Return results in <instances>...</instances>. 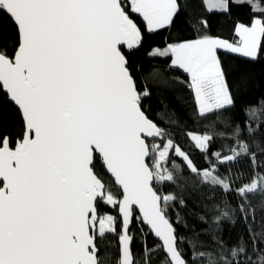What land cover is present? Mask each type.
<instances>
[{
  "label": "snow or ice",
  "instance_id": "1",
  "mask_svg": "<svg viewBox=\"0 0 264 264\" xmlns=\"http://www.w3.org/2000/svg\"><path fill=\"white\" fill-rule=\"evenodd\" d=\"M233 2L249 3L261 17L250 25L239 24L235 42L201 34L151 53L171 55L172 64L190 75L202 116L218 115L235 103L217 49L252 58L264 50V3ZM228 8L229 0H207L209 11ZM178 11V0H0V12L18 31V46L11 55L0 48V86L24 121L19 139L0 137V264H100L96 239L115 231V218L99 215L105 203L118 205L122 214L120 264H134L128 226L135 208L142 213L140 222L162 241L165 264H189L166 213V205L176 197L161 195L155 187L175 183L178 166L170 156L178 154L202 183L224 192L233 191L232 181L220 167L256 157L235 122L227 154L211 150V135L189 133L199 150L215 158V163L206 160L202 170L172 139L149 142L163 141L167 134L142 111L141 93L121 46L133 49L142 40L130 13L154 31L170 26ZM201 24L207 28L206 21ZM245 115L244 129L252 134V123L264 110L249 108ZM97 156L120 186L122 199L95 171ZM258 182L264 190V176ZM256 188L253 180L235 191L243 201ZM237 211L247 219L243 202ZM228 217L226 209L215 222ZM248 229L255 246L256 234L251 225ZM215 243V250L193 252V261L257 264L243 240L230 247L222 240ZM149 256L145 246V264H151ZM258 264H264V256L258 257Z\"/></svg>",
  "mask_w": 264,
  "mask_h": 264
},
{
  "label": "trees",
  "instance_id": "2",
  "mask_svg": "<svg viewBox=\"0 0 264 264\" xmlns=\"http://www.w3.org/2000/svg\"><path fill=\"white\" fill-rule=\"evenodd\" d=\"M261 3H264V0H261ZM178 4L179 11L173 23L152 33L148 31L141 17L130 13L141 29L142 40L129 51L122 49L129 60L137 91L141 93L142 111L167 134L163 141L158 139L153 143L162 144L166 143L167 139H172L174 144L190 157L194 165L202 170L208 166L206 160L212 159L215 163V158L199 150L189 133L211 135V150L227 154L234 143L230 137L235 122L243 130L241 139L255 152L256 158L252 161L242 157L237 162L220 167V173L229 176L232 181L233 191L224 192L219 187L202 183L200 176L185 166L186 161L173 153L170 160L178 166L173 173L176 177L175 183H155V187L161 195L174 194L176 197L175 202L166 205V213L179 238L178 248L189 264H206V261L200 259L193 261V252L215 250L217 240H222L225 247L236 245L238 241L243 240L251 250L252 260L258 264V257L264 256V190L258 182V177L264 176V155L261 154L264 150V115L257 116L252 123V134L244 129V124L246 110H264V50L259 51L255 58L217 51L235 103L220 111L218 115L206 116L198 113L189 76L171 67V55L154 56L151 53L155 49L163 50L171 44L196 39L201 34L235 42L238 39L237 26L250 25L254 19L261 18L260 13L254 12L247 2L236 3L233 0H229L226 12L207 10L204 0H178ZM203 21L207 22V28L202 26ZM194 24L199 27V31L193 27ZM17 46V28L5 13L0 12V48L7 49L11 55ZM23 127L20 112L9 103L0 86V137L19 139ZM94 163L95 171L107 183L114 196L121 199L120 190L107 175L99 157L94 159ZM168 167L171 168V163ZM253 180H257V188L248 193L242 201L235 189ZM241 202L245 204L247 219L242 218L237 211ZM117 208L118 205L114 207L106 203L99 206L102 218L111 215L116 221L114 232L97 238L100 264H119L118 239L121 224ZM226 209L229 210V217L222 218L217 224L215 218ZM249 225L256 234L255 246L249 235ZM130 235L133 237L134 264H145V246L150 253L147 258L151 260V264H165L167 257L160 243L140 222L136 213ZM257 248L259 251L255 250Z\"/></svg>",
  "mask_w": 264,
  "mask_h": 264
},
{
  "label": "water",
  "instance_id": "3",
  "mask_svg": "<svg viewBox=\"0 0 264 264\" xmlns=\"http://www.w3.org/2000/svg\"><path fill=\"white\" fill-rule=\"evenodd\" d=\"M7 15V14H6ZM8 16V15H7ZM9 17V16H8ZM10 18V17H9ZM11 19V18H10ZM12 20V19H11ZM13 22V21H12ZM14 23V22H13ZM14 25H15V23H14ZM15 27H16V25H15ZM17 28V27H16ZM122 47V49H125L126 51H129V50H131V49H128L127 47H126V45H124V46H121ZM136 47V46H135ZM134 47V48H135ZM1 88H2V91H3V94L5 95V96H7V98H8V101H9V103L10 104H12L19 112H20V114H21V111H20V109L18 108V106L14 103V102H12L11 100H10V98H9V95L6 93V91L3 89V87L1 86ZM21 117H22V114H21ZM22 120H23V117H22ZM23 123H24V121H23ZM159 138H157V139H155V140H152L151 138H149V142L150 143H153V142H155V141H157ZM98 157V156H97ZM107 173V172H106ZM107 175L113 180V182H114V178L109 174V173H107ZM114 184H115V186L120 190V192H122V190H121V188H120V186H118L115 182H114ZM121 199H122V195H121ZM135 213L137 214V216H138V218L140 217V216H142V213H140V211H139V209L138 208H135V210H134V212H133V217H132V220H131V222H130V224H129V226H128V235H130V230H131V228H132V224H133V220H134V216H135ZM100 215V214H99ZM117 216H118V219H119V222H120V224H121V228H120V235L121 234H123V220H122V214L120 213V211H119V206H118V208H117ZM150 232H151V230L148 228V226H146L145 224H143ZM151 234H152V236H153V238L156 240V241H158L159 243H160V245H161V247H162V241L159 239V238H157V237H155V235L151 232ZM131 236V235H130ZM120 237V236H119ZM96 246H97V239H96ZM118 246H119V264H120V259H121V252H120V240L118 239ZM178 246V245H177ZM98 248V247H97ZM163 249V248H162ZM98 250H99V248H98ZM164 252V251H163ZM131 253H132V241H131ZM165 254V253H164ZM98 256H99V252H98ZM132 259H133V261H134V256H133V253H132Z\"/></svg>",
  "mask_w": 264,
  "mask_h": 264
},
{
  "label": "crops",
  "instance_id": "4",
  "mask_svg": "<svg viewBox=\"0 0 264 264\" xmlns=\"http://www.w3.org/2000/svg\"><path fill=\"white\" fill-rule=\"evenodd\" d=\"M216 12H222V11H216ZM146 24V23H145ZM167 27H169V26H166L165 28H167ZM164 29V28H163ZM158 30H161V29H158ZM158 30H154V31H149V32H155V31H158ZM240 55H243V54H240ZM172 57V56H171ZM250 58H252V57H250ZM172 59H173V57H172ZM172 59H171V67L172 68H175V69H179V70H181L182 72H184L182 69H180L178 66H176V65H173L172 64ZM185 74H187L188 76H189V79H190V75L188 74V73H186V72H184ZM190 85H191V81H190ZM191 89L193 90V93H194V89L192 88V86H191ZM194 96H195V94H194ZM195 100H196V97H195ZM196 103H197V100H196ZM197 105H198V103H197ZM228 108V107H227Z\"/></svg>",
  "mask_w": 264,
  "mask_h": 264
},
{
  "label": "rangeland",
  "instance_id": "5",
  "mask_svg": "<svg viewBox=\"0 0 264 264\" xmlns=\"http://www.w3.org/2000/svg\"><path fill=\"white\" fill-rule=\"evenodd\" d=\"M205 1V4H207V0H204ZM223 51V52H227V53H230V54H234V55H240V53H233V52H231V51H229V50H226V49H217V51ZM253 191H255V190H253ZM106 217V216H105ZM115 223H116V221L114 222V227H115Z\"/></svg>",
  "mask_w": 264,
  "mask_h": 264
}]
</instances>
